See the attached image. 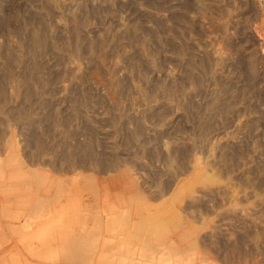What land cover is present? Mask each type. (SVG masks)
<instances>
[{"label":"rangeland","instance_id":"374dc122","mask_svg":"<svg viewBox=\"0 0 264 264\" xmlns=\"http://www.w3.org/2000/svg\"><path fill=\"white\" fill-rule=\"evenodd\" d=\"M0 171L36 226L172 211L183 263L264 264V0H0Z\"/></svg>","mask_w":264,"mask_h":264},{"label":"bare ground","instance_id":"6f19581e","mask_svg":"<svg viewBox=\"0 0 264 264\" xmlns=\"http://www.w3.org/2000/svg\"><path fill=\"white\" fill-rule=\"evenodd\" d=\"M8 180L10 181V179ZM3 186L4 182L1 180L0 190L4 189ZM30 187L32 186L30 185ZM33 194H26L25 198L22 197L25 207L33 204L36 198ZM106 194L108 198L109 195ZM1 195L0 225L4 226L5 231L0 233V264H186L183 263L182 258L187 254L190 255V252L197 247L198 238L195 241L193 237L197 234L198 228L190 225L189 222L182 221V216L175 215L172 211L171 213L165 211L162 213L161 210L155 214L154 211L147 209L148 213L145 214L140 209L134 213L122 212L118 214L119 216L115 212V216L110 219L106 214L103 217L99 216L103 219L98 218L97 214L94 215L97 220L95 217L93 219L100 227L96 229L91 227L97 226L93 225V222L91 226L87 223L77 222L81 215H85L81 211H71L70 208L67 210L73 201L72 198L71 200L70 197H67L64 201L65 211L57 215L59 217H57V221H53L51 224V220L56 219V216L49 215V212L47 217L48 215L51 217L41 220L39 226H36L34 221H29L26 213L11 210L19 199L22 200L21 196L3 199ZM125 198L119 197L122 201H126ZM142 199L141 194L137 193L134 198L127 200H130L128 202L131 200L141 202ZM40 202L42 203V199ZM112 204L107 205L111 206ZM4 208L7 209L5 212ZM109 213L111 215L112 212ZM43 216L46 218V215L43 214ZM120 218L126 224H120ZM14 221L19 222V225L13 224ZM199 252L194 254H201ZM205 257L206 255L203 253L201 255L202 264H212ZM187 264L196 263L193 260Z\"/></svg>","mask_w":264,"mask_h":264}]
</instances>
